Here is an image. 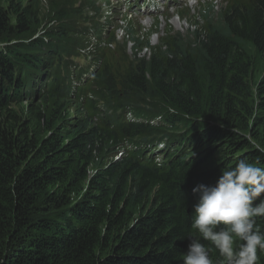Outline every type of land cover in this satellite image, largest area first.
<instances>
[{"label":"trees","instance_id":"1","mask_svg":"<svg viewBox=\"0 0 264 264\" xmlns=\"http://www.w3.org/2000/svg\"><path fill=\"white\" fill-rule=\"evenodd\" d=\"M200 1L174 6L194 39L152 45L161 13L146 29L106 0H0V264H181L192 188L264 167V0ZM84 49L103 64L73 94Z\"/></svg>","mask_w":264,"mask_h":264},{"label":"clouds","instance_id":"2","mask_svg":"<svg viewBox=\"0 0 264 264\" xmlns=\"http://www.w3.org/2000/svg\"><path fill=\"white\" fill-rule=\"evenodd\" d=\"M192 193L191 226L198 236L188 237L181 264H214L201 240L210 242L223 264H257L258 251L264 252V231L256 224L257 217H264V167L240 159L214 184H197Z\"/></svg>","mask_w":264,"mask_h":264},{"label":"bare ground","instance_id":"3","mask_svg":"<svg viewBox=\"0 0 264 264\" xmlns=\"http://www.w3.org/2000/svg\"><path fill=\"white\" fill-rule=\"evenodd\" d=\"M171 2L175 3V6L177 5H182L184 8H186L187 10L185 11L187 13V15H192V17H196L197 16V10H198V2L197 0H194L193 2L190 3V0H171ZM245 4V3H244ZM169 15V17H167ZM168 15H164L161 16L163 18L164 24L162 26V28L160 27L157 31H153L152 34L150 35L149 38V43L152 45L158 44L161 42V39L165 36L167 31H173L172 27L170 25L167 24V22H169L170 24H173V21H171V19L173 18L172 15L173 14H168ZM175 16L178 17V19H175L176 22H181V21H185L186 24L184 25L185 27V32L183 30L182 27L176 29V31H179L180 33L184 34V35H188L189 37L187 39H194V34L197 31H202L201 28L196 25V26H190L189 23L187 22L186 18L183 16H179L178 14H174ZM166 16V17H165ZM165 28H167L165 30ZM191 28V32H188V29ZM152 36H154L155 41H152ZM202 36V34H201ZM130 46L132 45V42L129 40ZM164 49H166V47H163ZM151 55V50L150 47L148 46H144L141 51H139L137 53V56L142 57L145 56L146 58H149ZM81 56H83L84 58L82 60H80V58L78 57L74 63H70L69 66V73H68V77L71 83V90L72 93L75 94V92L77 91L78 88L80 87H84L88 84H91L95 81V77H96V70L99 66V68L102 66L103 63L100 64L101 60L100 59H95L93 57V54L91 52H88V50L85 51V49L82 51ZM74 60V59H72ZM80 100L83 99L82 96H80L79 98ZM165 137L163 139H160L158 141H156V145H154L151 148V154L154 155V159L153 162L154 163H158L159 158L158 156L161 155L162 151L165 148H170L172 147L173 143H169V145L167 146V141L164 140ZM175 143V141H174ZM174 146V145H173ZM124 155V151L121 152H117L115 159H120L122 156Z\"/></svg>","mask_w":264,"mask_h":264},{"label":"rangeland","instance_id":"4","mask_svg":"<svg viewBox=\"0 0 264 264\" xmlns=\"http://www.w3.org/2000/svg\"><path fill=\"white\" fill-rule=\"evenodd\" d=\"M143 0H121L122 4L125 5V6H130L131 4H133L134 8H140L141 10V19H139V22L141 23V25H143L146 29L150 28V23H151V20H152V16L150 15V11H151V5L154 4L155 2H157L158 4H162V2H165V0H147V4L146 5H143L140 7L141 3H142ZM194 0H190V3L193 2ZM224 0H214V4L216 5L215 8L216 10L219 9V7L221 6V3L223 2ZM168 2H170L168 4ZM199 2H201L199 0ZM6 3H2L1 5L4 6ZM166 7H165V10L164 11H160L161 14L163 15H166L167 13H173L172 15V19L171 21H173V24H170L169 22H167L168 25H170L172 27L173 30H176L180 27L183 28L184 32L186 31L185 30V27L184 25L186 24L185 21H181V22H176L175 19H178L177 16H175L174 14H177L176 11L174 10V6H175V3L174 2H171V0H166ZM131 8V7H130ZM140 16V14H139ZM169 17V15L167 16ZM161 20H162V25L164 24V21H163V18L161 17ZM162 28V27H161ZM167 28H165L166 30ZM118 34L121 36V30L119 29L118 30ZM152 41L154 42L155 39H154V36H152ZM130 45V43L128 44V46ZM128 51L130 52V50L128 49ZM82 52H80V54L78 55V57L80 58V60H82L84 57L81 56ZM164 140L167 141V138H165ZM175 143L172 144V146L174 145Z\"/></svg>","mask_w":264,"mask_h":264}]
</instances>
